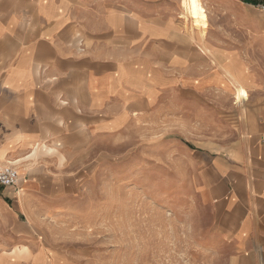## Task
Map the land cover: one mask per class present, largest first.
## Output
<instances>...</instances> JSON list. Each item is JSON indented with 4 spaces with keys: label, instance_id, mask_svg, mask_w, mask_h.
<instances>
[{
    "label": "rangeland",
    "instance_id": "374dc122",
    "mask_svg": "<svg viewBox=\"0 0 264 264\" xmlns=\"http://www.w3.org/2000/svg\"><path fill=\"white\" fill-rule=\"evenodd\" d=\"M187 1V12L182 0L136 6L171 21L168 39L177 48L202 49L205 59L197 62L206 70L246 68L254 79L250 89L225 68L234 90L188 85L180 72L155 64L150 88L143 82L134 96L120 99L127 104L110 111L108 129L78 135V148L60 151L61 157L39 152L45 160L35 182L22 176L19 164L0 165L18 180L0 185V241L7 242L0 255L30 256L0 264H235L238 251L218 226L223 206L205 188L202 162L219 158L244 171L250 165L245 129L264 123V0ZM129 32L113 40L123 43L116 46H107L114 37L107 34L110 53L102 51L121 48L127 70L131 52L157 46ZM96 44H89L95 55ZM165 77L175 81L167 84ZM13 222L29 226L31 232L21 233L30 236H14Z\"/></svg>",
    "mask_w": 264,
    "mask_h": 264
},
{
    "label": "crops",
    "instance_id": "0c3cea01",
    "mask_svg": "<svg viewBox=\"0 0 264 264\" xmlns=\"http://www.w3.org/2000/svg\"><path fill=\"white\" fill-rule=\"evenodd\" d=\"M136 1L142 0H0V165L19 164L23 177H36L37 165L45 160L39 152L61 157L60 151L78 148V135L108 129L110 111L127 104L119 100L134 96L133 88L157 77L155 64L180 72L188 85L234 90L226 69L240 74L245 89H250L254 79L246 68L206 70L199 63L205 59L202 49L177 48L168 39L171 21L157 19L148 6L137 8ZM103 30L114 34L107 46L123 44L113 40L124 39L126 30L133 40L148 38L157 46L149 53L131 52L127 70L125 57L118 53L121 48L112 46L109 54ZM91 40L97 43L96 55L89 52ZM104 48L109 53L102 52ZM165 79L167 84L175 81ZM245 130V163L251 157L246 171L227 166L223 159L203 158V182L223 206L218 226L236 246L235 264H264V123ZM209 173L214 180H207ZM4 194L8 198L6 189ZM25 229L14 224L12 232L30 236L21 233ZM5 245L0 241V250ZM14 256L0 255V263ZM29 257L20 253L16 262Z\"/></svg>",
    "mask_w": 264,
    "mask_h": 264
},
{
    "label": "built area",
    "instance_id": "2783aa9c",
    "mask_svg": "<svg viewBox=\"0 0 264 264\" xmlns=\"http://www.w3.org/2000/svg\"><path fill=\"white\" fill-rule=\"evenodd\" d=\"M17 183V174L10 167L0 168V185L1 186H12Z\"/></svg>",
    "mask_w": 264,
    "mask_h": 264
},
{
    "label": "bare ground",
    "instance_id": "6f19581e",
    "mask_svg": "<svg viewBox=\"0 0 264 264\" xmlns=\"http://www.w3.org/2000/svg\"><path fill=\"white\" fill-rule=\"evenodd\" d=\"M188 1L187 0H182V7H183V9H184V11H188ZM236 98H238V95L236 96ZM19 178V177H18ZM17 182H18V180H17Z\"/></svg>",
    "mask_w": 264,
    "mask_h": 264
},
{
    "label": "trees",
    "instance_id": "16d2710c",
    "mask_svg": "<svg viewBox=\"0 0 264 264\" xmlns=\"http://www.w3.org/2000/svg\"><path fill=\"white\" fill-rule=\"evenodd\" d=\"M250 2L253 3V4H256V1L255 0H251Z\"/></svg>",
    "mask_w": 264,
    "mask_h": 264
}]
</instances>
